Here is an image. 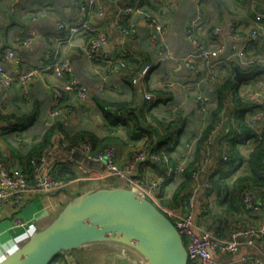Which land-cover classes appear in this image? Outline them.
I'll return each instance as SVG.
<instances>
[{"label": "built area", "instance_id": "2783aa9c", "mask_svg": "<svg viewBox=\"0 0 264 264\" xmlns=\"http://www.w3.org/2000/svg\"><path fill=\"white\" fill-rule=\"evenodd\" d=\"M103 1L114 9L118 7L112 23L122 40H130L140 30H144L149 34V40H153L163 49L161 45L164 44L168 33L166 27L168 10L165 7L168 0H66L68 4L66 9L71 11L72 15L65 21L56 23V42L75 46L81 58L91 66L100 62L111 71L120 69L124 65L123 57L132 55V50L127 47L117 52L108 49L110 33L103 26V22L105 24ZM169 1L175 3V0ZM248 2L253 9L254 1L248 0ZM252 17L248 27L245 22L229 25L227 29L217 26L213 28L216 36L231 43V55L226 60H221L226 44L219 42L215 48L209 49L194 37L193 29L199 24V17L191 22L187 30L192 50L182 57L160 56L162 62L166 59L178 62L192 74L191 80L177 83L186 93L194 94L198 111L206 117L201 134L189 140H182L174 148L172 146L163 148L160 154L140 148L135 152L134 159L121 168L115 164L112 148L93 154L91 146L84 142L68 150L69 153L81 152L85 159L102 164L107 175L95 178L100 181L94 185L93 189L114 187L113 184L117 180L123 188L145 198L161 211L181 236L188 256V264H264V198L260 191L248 189L241 194L242 214L248 220H238L233 216H218L214 211L215 195L209 182L211 170L206 174L203 173L212 159L213 150L218 147V137L225 131L222 117L225 108L220 113L221 118L213 124L202 141L201 160L198 163V169L192 173L188 196L185 199L178 198L174 205L172 202L170 204L165 202L173 197L175 189L180 185L183 172L193 161L202 134L211 119L208 113L209 98L200 90L206 78V82L217 79L216 83H219L222 68H225V72L228 71L235 80L237 72L245 75L241 81L236 80L237 87L230 92L226 100L229 105L232 94L236 92L244 100L261 107L245 115V122L253 128L255 138L245 141L240 146L244 160H247L254 143L262 140L260 127L264 125V72L255 74L254 70L257 67L264 69V53L261 48V44H264V12L256 10ZM19 25L21 30L26 27L23 22ZM33 37H36L35 32L29 34L23 41V45L29 44ZM253 44L257 45L255 48L257 51L252 54L250 51L255 50L251 48ZM6 63H11L13 66L10 73L4 68ZM18 65L19 57L13 48L8 47L0 52V88L8 90L12 85H17L24 90L35 76L47 71L63 82L60 88L54 90L58 99L70 93L75 94L81 101L89 97L88 89L73 76V66L69 59L58 56L52 50H47L43 60L35 67L23 70ZM201 69L205 71V75L198 79ZM149 70V65L144 66L138 75L139 79H135L132 85H135L137 81L139 85L144 82ZM252 76L254 80H251ZM166 80L169 79H161L164 86L168 83L164 82ZM104 82L100 86L102 91H105L107 87L106 77ZM172 82L174 84L173 80ZM153 98L154 96L147 91L142 92L143 102L145 100L150 102ZM154 105L152 103L148 108L151 110ZM56 108L51 116L59 115L60 106ZM171 108L179 109V106H171ZM18 132L7 131L6 133L7 136L12 135V143L23 151L32 142ZM237 132L240 134V131ZM56 136L58 140H61L63 147L69 148L62 134L57 132ZM222 148L226 149L225 143L222 144ZM165 150L167 154L163 152ZM4 152L5 149L2 151L0 146V217L6 216L7 209L9 212H16L35 195L45 196L48 209L57 214L60 209H58L59 201H55V197L64 191L70 193L75 187L81 186L79 179L56 180L50 174L51 168L44 171L46 151L40 158L30 161L32 169L30 177L24 173L19 162L10 163V158ZM170 158L172 162H169ZM221 159L229 160L224 154ZM262 164L264 165V158ZM211 167L214 169L215 164H211ZM244 167L245 163L240 165L235 173H240ZM49 199L57 203L52 209L49 206ZM14 224L22 227L29 226L26 221L17 217L14 219ZM241 249L248 252L238 256ZM59 257L60 259L54 264H78L65 252H62Z\"/></svg>", "mask_w": 264, "mask_h": 264}, {"label": "crops", "instance_id": "0c3cea01", "mask_svg": "<svg viewBox=\"0 0 264 264\" xmlns=\"http://www.w3.org/2000/svg\"><path fill=\"white\" fill-rule=\"evenodd\" d=\"M248 3V0H175V3L168 0V4L165 5L168 10L166 14L168 33L164 44L161 45L162 49L153 40H149V34L144 30H140L130 40H122L112 23V18L115 11H118V7L114 9L103 1L105 21L103 26L110 33L108 49L117 52L121 48L127 47L136 53L139 60L151 61L148 79L146 78L140 84L142 92L147 90L152 92L162 87L164 85L161 82L162 78H168L174 82L191 80L192 74L183 65L168 59L162 62L160 56L182 57L192 50V43L187 36V30L196 17L200 18L199 24L193 29L194 37L197 40L209 49L215 48L219 42L227 45L228 41L226 42V40L216 36L213 33V28L217 26L227 29L229 25L245 22H247L248 27L253 18L252 13L258 7L254 3L253 9L249 6L250 9L248 10ZM67 5L66 0L0 1V10L3 7L5 13L0 19V40L5 49L8 47L14 49L19 57L18 67L23 70L35 67L43 60L44 53L47 50H52L58 56H65L69 59L73 66V76L89 92V97L85 101L79 100L73 93L58 99L54 90L60 88L63 82L47 71L35 76L24 90L17 85H12L8 90L0 88L1 109H5L6 112L11 113L16 118L24 116L26 121L33 113L35 114L33 119L27 121V127L22 129L12 127L5 132L19 131L18 134L23 135L26 139L40 138L45 129L52 126L55 130L50 139L51 146L46 149L44 171L48 168L52 170L58 163H69L79 172L76 179H79L81 186L75 187L70 193L64 191L55 197V201H59L58 209L60 211L70 201V198L72 199L88 189H93L94 185L100 181L95 178L106 177L107 174L103 167L99 169L88 168L71 159L69 152L59 145L56 132L69 135L81 130L101 133L105 125V119L100 110L101 105L129 101L132 95H134L135 102L140 104L137 101L139 91L136 88V83L133 87L131 83L134 80L127 79V65L124 64L120 69L114 71L109 70L100 62L91 66L81 58L75 46L56 42V23L65 21L72 15V12L66 9ZM260 5L261 8L264 7L262 3ZM20 22H23L26 27L22 30L20 28L17 32L12 25L20 27ZM31 32H35L36 37H33L29 44L23 45V41L28 38ZM160 53L162 54L159 55ZM4 68L10 73L13 66L11 63H6ZM199 74L198 79L205 75V71L201 69ZM104 77H106L107 87L105 91H102L100 86L105 83ZM158 80L160 81L159 84ZM216 81L217 79L203 82L204 85L200 90L205 96L216 98L212 84ZM168 100L166 104L152 107L153 114L161 117L171 106L177 105L182 112V117L185 118L180 141L189 140L201 134L205 127L206 117L198 111L194 94H188L181 88L174 87ZM57 106H60L59 115L51 116ZM9 125H15L14 121L10 124L0 122V131ZM5 139L12 142V135L7 136L5 133L0 137V146L2 151L5 149L4 153L10 158V163H16V159H12L14 152L7 148ZM122 157V155H118V159ZM214 157L215 154L203 172L204 174L212 169L211 164ZM113 186L121 187V183L115 180ZM56 205V202L49 199L50 209ZM47 206L48 202L45 196L35 195L29 198L16 212H9L7 209L6 216L0 217V261L24 244L33 232L45 228L60 212L55 214ZM16 217L26 221L29 226L15 225L14 219ZM247 252V250L241 249L238 256ZM65 253L78 264H145L136 251L111 242L85 244Z\"/></svg>", "mask_w": 264, "mask_h": 264}, {"label": "trees", "instance_id": "16d2710c", "mask_svg": "<svg viewBox=\"0 0 264 264\" xmlns=\"http://www.w3.org/2000/svg\"><path fill=\"white\" fill-rule=\"evenodd\" d=\"M254 3L258 6L257 11L264 12V7L261 8L260 5V3L264 5V0H254ZM247 8L248 10L250 9L249 5ZM86 39H88V37ZM251 46L252 49L257 47L256 44ZM261 48L264 53V44H261ZM4 49L5 48L2 47L0 52ZM256 51V49L251 50L250 53L253 54L256 53ZM123 60L124 64L127 65V79L130 78L131 81L139 79L138 75L145 65H151V61L146 62L139 60L134 51H132V55L123 57ZM254 72L255 74H260L264 72V69L257 67ZM149 73L150 71L147 73V79ZM251 80H254V76L251 77ZM212 84L214 86V94H216V98L214 99H216L218 105L211 112L209 125L202 134V139L197 146L193 161L183 172L180 185L175 189L173 197L165 200V202L167 204L172 202L174 205L178 198L185 199L188 196L192 173L198 169V163L201 160V151L203 148L202 141L211 130L213 124L221 118L220 113L225 108L224 115L222 116L225 124V131L218 137V147L213 150L212 157L214 154L215 157L212 164H215V168L211 169L209 175L211 189L215 195L214 211L218 216H233L238 220H248L242 214L240 201L242 192L248 189L259 190L261 196L264 198V165L262 164L264 158V125L260 127L262 140L254 143V147L249 153L247 160H244L242 157L240 146L243 145L245 141L255 138L253 128L245 122V115L261 107L253 102L244 100L237 95L236 92L232 94L230 104L228 105L226 103L230 92L234 91L238 84L237 81L229 75L228 71L225 72L222 78L219 76V83L212 82ZM131 86L134 87L132 83ZM171 91L172 90L167 89V87L163 85L156 91L150 92L147 90L148 93L155 96L150 102L145 100L138 104L134 100V95H132L129 101L106 104L105 106L101 105L100 110L105 119V125L101 133L83 130L72 135L61 133L69 148L63 147L61 140H58L59 145L68 151L72 147H78L81 143L87 142L91 146L93 154L102 152L107 148H112L115 154V164L119 168L133 160L135 152L140 148H145L149 152L157 154H160V150L163 148L169 146L174 148L181 142L182 129L185 124V118L182 117V112L179 109L170 108L165 111L163 116L159 117V115H154L148 108L152 103L155 104L154 106L166 104L169 101L168 98ZM203 95L205 94L203 93ZM13 121L15 125H9L6 129H1L0 137L6 133L5 130L12 129V127L22 129L27 127L28 124L24 116L16 118L11 113L6 112L5 109L0 108V122L10 124ZM54 130L52 126L48 127L40 138L29 139L32 143L23 151L19 150L12 142L6 139V141L4 140L7 148L14 152V157L12 159H16V162H19L27 176L30 177L32 172L30 161L40 158L43 152L47 151L46 149L51 146L50 139L53 137ZM237 131H240V134ZM111 143L116 145V149ZM223 143L226 144V149L222 148ZM124 149H126L127 152H123ZM163 152L167 154V150ZM222 154L227 155L229 160L222 161ZM118 155H122L123 157L118 159ZM169 162H172V158L169 159ZM243 163H245V168L240 173H235L237 168ZM50 174L56 180L69 181L76 179L79 172L69 163H58L50 171ZM59 256L52 264L60 259Z\"/></svg>", "mask_w": 264, "mask_h": 264}, {"label": "water", "instance_id": "95a60500", "mask_svg": "<svg viewBox=\"0 0 264 264\" xmlns=\"http://www.w3.org/2000/svg\"><path fill=\"white\" fill-rule=\"evenodd\" d=\"M230 55L228 42L221 60ZM244 78L237 72L236 80ZM136 88L142 103L138 81ZM34 117L33 113L27 121ZM69 157L84 167H102L85 159L81 152L69 153ZM99 242L126 246L145 264H188L182 238L170 220L148 200L122 186L90 189L72 198L45 228L33 232L0 264H52L62 252Z\"/></svg>", "mask_w": 264, "mask_h": 264}, {"label": "rangeland", "instance_id": "374dc122", "mask_svg": "<svg viewBox=\"0 0 264 264\" xmlns=\"http://www.w3.org/2000/svg\"><path fill=\"white\" fill-rule=\"evenodd\" d=\"M3 14H5V13H4V10H3V7H2V10H0V19L3 18V16H4ZM12 26H14L15 27V30L17 32H19V30H20V27L19 26H16V25H12ZM224 69L225 68H222V72L219 74V76H223L225 74V70ZM206 80H207V78L204 80V83H206ZM159 82L160 81L158 80V84H159ZM164 82H168L167 84H165V86L167 87V89L174 90V87L180 89V86H179V84L177 82H174V84H173L172 80H168V81L166 80ZM210 86H211V83H210ZM208 98H209V101H210L209 109L208 110H209V113H210V116H211V112L217 107L218 104L216 102V99H211L210 96H208ZM137 101H138V99H137ZM111 145H113L115 147V149H116V145L115 144L111 143ZM123 152H127V150L124 149Z\"/></svg>", "mask_w": 264, "mask_h": 264}]
</instances>
